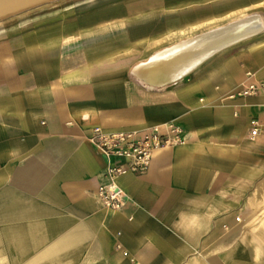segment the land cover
I'll return each instance as SVG.
<instances>
[{"label": "crops", "instance_id": "0c3cea01", "mask_svg": "<svg viewBox=\"0 0 264 264\" xmlns=\"http://www.w3.org/2000/svg\"><path fill=\"white\" fill-rule=\"evenodd\" d=\"M116 19L127 18L80 15L0 36L1 264H264V95L234 96L264 82V32L164 88L135 73L240 23L259 19L263 30L264 14L137 65L183 29L106 27ZM253 119L262 126L250 140ZM168 123L183 143L121 176L128 201L105 209L97 188L110 161L92 129Z\"/></svg>", "mask_w": 264, "mask_h": 264}, {"label": "rangeland", "instance_id": "374dc122", "mask_svg": "<svg viewBox=\"0 0 264 264\" xmlns=\"http://www.w3.org/2000/svg\"><path fill=\"white\" fill-rule=\"evenodd\" d=\"M262 4H264V0H39L0 17V36L12 30L30 28L80 15L81 20L84 18L86 20L93 17L94 14H113L127 18L116 19V22L106 25V27L183 29L175 36L166 35L163 41L165 45L151 51L142 61L135 64L137 65L158 51L168 49L178 42L209 34L222 26L243 22L252 15L264 14ZM263 32L264 29L258 34ZM253 37L255 36L247 37L245 40ZM214 56L216 54L204 59L196 67ZM173 81L167 82L163 87L152 88H164ZM8 263L9 261H6L4 264ZM20 264H25V262Z\"/></svg>", "mask_w": 264, "mask_h": 264}, {"label": "built area", "instance_id": "2783aa9c", "mask_svg": "<svg viewBox=\"0 0 264 264\" xmlns=\"http://www.w3.org/2000/svg\"><path fill=\"white\" fill-rule=\"evenodd\" d=\"M259 94L264 95V82L254 81L243 85L234 96L246 98ZM249 126V139L253 140L259 136L262 125L253 119ZM183 137L182 128L174 123H168L163 128L118 132L93 128L89 142L110 161L104 173L107 181L97 188V195L103 206L110 211L122 209L128 196L119 185L118 179L125 174L142 175L149 168L156 150L179 146Z\"/></svg>", "mask_w": 264, "mask_h": 264}, {"label": "bare ground", "instance_id": "6f19581e", "mask_svg": "<svg viewBox=\"0 0 264 264\" xmlns=\"http://www.w3.org/2000/svg\"><path fill=\"white\" fill-rule=\"evenodd\" d=\"M37 1L39 0H0V17ZM261 29L262 24L259 19L240 23L221 33L199 38L184 46L174 48L168 53L160 54L151 62L153 65H157V67L155 66V68H153L151 66L143 69L142 66H139L135 68V73L149 81L152 85H164L189 72V70L195 68L204 59L213 56L217 52L230 47L247 37L249 38L250 36L255 35ZM209 34H212V32Z\"/></svg>", "mask_w": 264, "mask_h": 264}]
</instances>
